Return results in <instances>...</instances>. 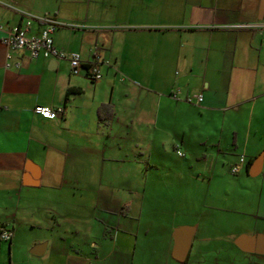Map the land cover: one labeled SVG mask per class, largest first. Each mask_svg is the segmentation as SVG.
<instances>
[{"label":"crops","instance_id":"1","mask_svg":"<svg viewBox=\"0 0 264 264\" xmlns=\"http://www.w3.org/2000/svg\"><path fill=\"white\" fill-rule=\"evenodd\" d=\"M260 2L0 0L5 30L24 26L21 12L49 14L72 25L52 34L54 46L78 53L86 64L97 62L102 75L93 81L84 67L73 74L67 60H57L50 69L51 59L31 60L27 52L10 51L2 42L6 31H0V227L13 233L10 241L0 240V260L5 243L3 251L8 248L16 264L14 253L25 240L22 230L40 224L51 230V239L43 257L30 253L42 241L28 240L26 250L35 243L25 250L32 255L26 264H264V255L235 244L240 235L264 234ZM37 29L33 22L31 31ZM69 89L77 91L67 94ZM197 94L199 104L186 101ZM38 105L63 112L45 119L34 113ZM103 105L107 120L100 117ZM181 112L193 122L204 119L202 142L213 151L204 156L209 167L200 174L207 178L206 196L214 205L200 213L191 210L193 221L178 224L175 219L143 222V208L139 220L132 221V208L125 205L113 222L83 221L76 194L82 175L92 181L97 174L90 167L132 160L124 145L134 129L127 120L155 118L158 123L159 117ZM144 129L143 138L152 145L166 144L157 136L161 130ZM185 138L182 132V143ZM260 155L262 170L251 176ZM241 156L245 163L232 174ZM27 167L39 170L38 184L25 183L32 181ZM181 225L194 227L184 262L173 257V231ZM155 231L162 237L150 242Z\"/></svg>","mask_w":264,"mask_h":264},{"label":"rangeland","instance_id":"2","mask_svg":"<svg viewBox=\"0 0 264 264\" xmlns=\"http://www.w3.org/2000/svg\"><path fill=\"white\" fill-rule=\"evenodd\" d=\"M131 75L130 77L134 80L136 75L134 73ZM123 78L126 79V76ZM132 88L140 92L135 87ZM186 115L189 114L182 112L177 115L169 114L159 117L158 123L155 118L127 120L128 123L133 122L134 129L131 135H128L126 143L122 144L128 145L132 160H120L103 166L90 167L89 172L97 174V178L92 181L86 179V175H82L84 180L80 182L76 194L80 201L78 203L83 206V221L90 220L97 225L100 222H113L115 213H118V209L125 205L132 208V221L139 220V212L143 208L141 218L143 222L171 223L175 219L178 224L193 221L189 216L191 210L200 213L203 206L214 205L206 196L207 178L200 174V170L209 167L203 160L204 156L210 157L213 151L202 142L205 122L203 118L193 122L192 118ZM147 127L153 131L156 128L161 130L158 131L161 135L157 134V136L164 138L166 144L157 142L152 145L150 140L144 139L143 130ZM182 132L186 137L183 143L181 142ZM101 134L106 136L104 128ZM166 134L172 135L175 140H167ZM175 146L180 147L184 156L177 154ZM22 231L25 240L20 242V247L14 253L16 264H26V256H32L26 251L35 242H31L26 250L28 240L45 243L47 238L51 239V230L46 229L44 225L39 224ZM160 237L162 235L155 231L150 242H156ZM52 244L53 242L49 245L47 252L52 251ZM3 245L0 264H12L11 254L9 255L8 248L5 252L3 251Z\"/></svg>","mask_w":264,"mask_h":264},{"label":"built area","instance_id":"3","mask_svg":"<svg viewBox=\"0 0 264 264\" xmlns=\"http://www.w3.org/2000/svg\"><path fill=\"white\" fill-rule=\"evenodd\" d=\"M25 17L24 26H14L5 30L0 23V31H6V35L2 38L3 44L10 51H24L28 53L31 60L38 58L67 60L70 63L73 74H78L81 68L88 66L87 74L93 81H99L102 77L98 70L97 62L84 63L78 53L65 52L57 49L53 44L52 34L60 27H72V25L59 22L54 16L45 14L42 16L21 12ZM38 24V29L32 32V23ZM18 66V64H17ZM87 69V68H86ZM202 96L197 94L193 97H188L186 101L191 104H199ZM63 112L62 107H50L38 105L34 108V113L45 119H54ZM176 152L179 156H184L182 150L177 146ZM245 159L243 156L239 158V162L231 167V173L237 174L241 170ZM11 229L0 227V240L10 241L12 238Z\"/></svg>","mask_w":264,"mask_h":264},{"label":"water","instance_id":"4","mask_svg":"<svg viewBox=\"0 0 264 264\" xmlns=\"http://www.w3.org/2000/svg\"><path fill=\"white\" fill-rule=\"evenodd\" d=\"M264 13V0L260 2L259 8V19H262ZM57 60L53 59L49 63V68L55 67ZM263 164V155H260L256 161L252 164L249 175L257 176L262 170ZM29 176L31 178V182H29V177L25 179V183L30 184H38L39 182V170L36 168V171L31 169L30 167L26 168ZM28 181V182H27ZM194 235V227L191 226H182L177 227L173 231V238L175 241V247L173 250V257L179 261L184 262L187 258L192 239ZM235 244L244 252L256 253L260 255H264V234H256L254 236L240 235ZM46 250V243L34 245L30 249V253L36 256L43 255Z\"/></svg>","mask_w":264,"mask_h":264},{"label":"trees","instance_id":"5","mask_svg":"<svg viewBox=\"0 0 264 264\" xmlns=\"http://www.w3.org/2000/svg\"><path fill=\"white\" fill-rule=\"evenodd\" d=\"M85 67H86L87 70H88V66H85ZM75 91H77V90L69 89V90L67 91V94L74 93ZM106 108H107V106H106V105H103V106L101 107V109H100V117H101L102 120H107V119H108V117H104V116H102L103 110H105Z\"/></svg>","mask_w":264,"mask_h":264}]
</instances>
